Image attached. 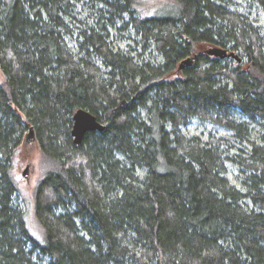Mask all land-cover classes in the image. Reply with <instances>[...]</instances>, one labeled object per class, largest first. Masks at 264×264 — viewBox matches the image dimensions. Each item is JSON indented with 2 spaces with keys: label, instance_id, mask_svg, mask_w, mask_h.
Listing matches in <instances>:
<instances>
[{
  "label": "trees",
  "instance_id": "16d2710c",
  "mask_svg": "<svg viewBox=\"0 0 264 264\" xmlns=\"http://www.w3.org/2000/svg\"><path fill=\"white\" fill-rule=\"evenodd\" d=\"M71 1L0 0V264H264V36L224 0H93L75 38ZM108 15L142 53L111 43ZM79 109L105 129L77 145ZM196 117L250 144L246 191L223 140L181 132ZM30 128L38 235L12 175Z\"/></svg>",
  "mask_w": 264,
  "mask_h": 264
},
{
  "label": "rangeland",
  "instance_id": "374dc122",
  "mask_svg": "<svg viewBox=\"0 0 264 264\" xmlns=\"http://www.w3.org/2000/svg\"><path fill=\"white\" fill-rule=\"evenodd\" d=\"M223 4L232 10L238 11L240 14L246 15L252 26L264 36V11L254 0H224ZM149 5L151 6L153 4ZM101 7V5L94 3L93 0L71 1L70 16L66 18V22L74 31L75 38L79 33L80 28L84 27V25L87 23H90L91 25L95 24V19L97 18V14L95 13H98V10ZM119 17L116 19L114 17L112 18L111 15L106 16L107 19H113L116 25L111 28L109 23L111 43L117 48L123 49L127 52L131 51L136 55L142 53L144 44L142 45L143 42L141 36L136 35L137 33H135L132 28L125 29L123 25L119 23ZM104 22H106V20H104ZM143 41L147 42L146 40ZM71 43V46L74 47L75 44L73 42ZM153 51L154 48L149 47L145 59L151 61L149 59L150 57L158 63L161 61V58L158 56L157 52ZM237 57L241 59L240 53L238 52L235 53V57L231 58L232 61L236 62ZM242 60L245 61L246 58H242ZM252 126H254L259 132V127L256 126V124L253 123ZM180 129L184 135L189 137L198 136L206 142L215 138L223 140V143H226L227 145L224 147L230 148L227 156L233 159L226 162L225 177L228 178V180L238 189L246 191L244 181L249 178L250 172L241 167L240 161L242 162L251 153V146L249 143L238 140L230 130L198 117L192 119L188 125L182 126ZM254 137L256 138L258 135L254 133ZM28 167L29 175L27 178H24L23 173ZM44 172L45 167L38 147H36L32 141L28 144H24L15 156L13 165L12 175L18 187L15 205L21 210L26 211L29 227L31 231L37 235L39 231L33 210L34 191L39 180L43 177Z\"/></svg>",
  "mask_w": 264,
  "mask_h": 264
},
{
  "label": "water",
  "instance_id": "95a60500",
  "mask_svg": "<svg viewBox=\"0 0 264 264\" xmlns=\"http://www.w3.org/2000/svg\"><path fill=\"white\" fill-rule=\"evenodd\" d=\"M207 53L208 55L219 57L221 59L228 57L227 50L219 47L210 48L207 51ZM192 63H193L192 59H187L186 61L181 63L179 69H183L185 66L188 67L192 65ZM73 121H74V125L72 130V136L74 138L75 144L77 145L81 144L83 138L87 133L95 132V131L102 132L105 129V126L102 123H100L94 115L82 109H79L75 113L73 117ZM31 141H35V132L33 128H30L28 134L26 135L25 144H28ZM28 175H29V167L23 173L24 178H27Z\"/></svg>",
  "mask_w": 264,
  "mask_h": 264
},
{
  "label": "bare ground",
  "instance_id": "6f19581e",
  "mask_svg": "<svg viewBox=\"0 0 264 264\" xmlns=\"http://www.w3.org/2000/svg\"><path fill=\"white\" fill-rule=\"evenodd\" d=\"M75 115V114H74Z\"/></svg>",
  "mask_w": 264,
  "mask_h": 264
}]
</instances>
